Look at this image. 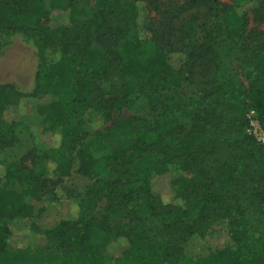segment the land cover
Wrapping results in <instances>:
<instances>
[{
	"label": "trees",
	"instance_id": "trees-1",
	"mask_svg": "<svg viewBox=\"0 0 264 264\" xmlns=\"http://www.w3.org/2000/svg\"><path fill=\"white\" fill-rule=\"evenodd\" d=\"M243 4L247 11L217 0H0V51L10 35L34 34L36 56L29 91L0 84V121L4 106L24 110L35 134L59 137L55 147L32 141L29 157L51 165L52 177L74 167L88 181L64 194L71 217L30 226L40 235L32 248L57 243L62 264H264V144L245 134L244 117L251 109L264 127V29L247 30L264 22V0ZM148 11L158 18L142 37ZM229 56L246 87L222 63ZM195 77L201 88L189 98L182 86ZM140 98L148 118L122 116ZM20 115L0 134V152ZM46 171L2 164L0 264H29L7 247V223L29 217L44 189L53 195ZM161 176L169 201L151 186ZM210 232L220 244L195 253Z\"/></svg>",
	"mask_w": 264,
	"mask_h": 264
},
{
	"label": "rangeland",
	"instance_id": "rangeland-1",
	"mask_svg": "<svg viewBox=\"0 0 264 264\" xmlns=\"http://www.w3.org/2000/svg\"><path fill=\"white\" fill-rule=\"evenodd\" d=\"M176 5L181 4V0H170ZM221 3L239 5V9L248 10V5L243 4V0H217ZM59 17V16H57ZM158 16L152 11L147 13V22L145 19L139 20L138 29L142 37L145 36L144 28L148 27L150 20L157 19ZM264 29L263 23H255L249 21L247 30L261 31ZM7 44L0 51V84H13L20 92H27L32 86L33 74L36 65V56L34 48V34L27 36L26 34H13L7 38ZM223 42L219 41L217 49L220 50ZM181 58L178 54L170 55V63L173 67H177V61ZM221 61L226 66L232 68L236 73V79L244 86L247 85V73L240 72L237 68V61L234 56L222 57ZM105 88V86H102ZM201 88L199 77H195L191 83L183 85L182 90L189 98H195L199 95L198 90ZM204 89V88H203ZM209 91L205 88L204 92ZM21 114V115H20ZM20 115L23 122L22 127L17 128L14 140L9 148L0 152V175H2V164L13 163L21 164L33 174H40L44 166L47 171L45 177L52 178L54 181V193L51 190L44 189L41 192V199L33 209L29 217L23 219H14L8 221L7 225L12 230L8 240L7 247L11 251L21 253L29 264H62V247L57 243H52L45 247L32 248L40 241V235L31 230L30 226H35L40 230L54 227L61 218H68L73 215L71 201L64 197V194L70 191H78L88 183L87 179L75 172L74 167L70 174L66 177L55 178L49 173L51 165H44L39 159L29 157L32 147V141L35 144L43 146L55 147L58 143V135L56 133L37 135L33 132L25 111L21 108L4 106L0 121V134L8 126L9 122ZM142 116L148 118V106L146 100L138 99L131 110H124L122 116ZM29 125V126H27ZM27 127V128H26ZM90 133L88 140L91 145L101 150L105 154L107 150L103 142L96 136H93L92 130L87 128ZM152 189L161 194L163 201H169V195L165 191L163 177H158L151 184ZM220 244V240L213 234L207 233L203 237L196 240L195 253L204 254L207 249L213 248Z\"/></svg>",
	"mask_w": 264,
	"mask_h": 264
},
{
	"label": "built area",
	"instance_id": "built-area-1",
	"mask_svg": "<svg viewBox=\"0 0 264 264\" xmlns=\"http://www.w3.org/2000/svg\"><path fill=\"white\" fill-rule=\"evenodd\" d=\"M246 120L245 134L251 137L256 143L264 144V127L258 122L253 110H246L244 114Z\"/></svg>",
	"mask_w": 264,
	"mask_h": 264
}]
</instances>
